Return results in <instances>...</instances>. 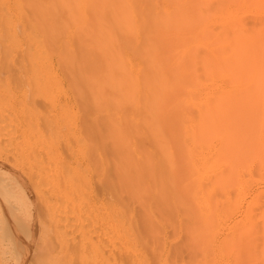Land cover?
<instances>
[{"label":"bare ground","instance_id":"bare-ground-1","mask_svg":"<svg viewBox=\"0 0 264 264\" xmlns=\"http://www.w3.org/2000/svg\"><path fill=\"white\" fill-rule=\"evenodd\" d=\"M261 180L264 0H0V264H264Z\"/></svg>","mask_w":264,"mask_h":264},{"label":"rangeland","instance_id":"rangeland-1","mask_svg":"<svg viewBox=\"0 0 264 264\" xmlns=\"http://www.w3.org/2000/svg\"><path fill=\"white\" fill-rule=\"evenodd\" d=\"M256 188H257V190H258V188L259 189H264V180L257 181L255 183H253L252 187H250V190L247 193V196L250 197L251 195H253ZM175 240H176V238L172 237V235L169 232L163 233L162 241H161L163 250H162L161 253L165 254L172 247V244L174 243ZM10 263L12 264L11 261L9 262V264Z\"/></svg>","mask_w":264,"mask_h":264}]
</instances>
